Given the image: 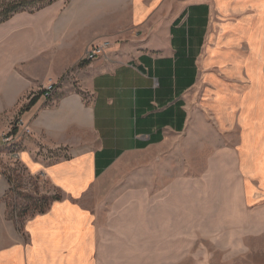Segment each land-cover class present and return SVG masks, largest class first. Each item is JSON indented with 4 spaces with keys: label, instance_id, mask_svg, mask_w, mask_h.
<instances>
[{
    "label": "crops",
    "instance_id": "obj_1",
    "mask_svg": "<svg viewBox=\"0 0 264 264\" xmlns=\"http://www.w3.org/2000/svg\"><path fill=\"white\" fill-rule=\"evenodd\" d=\"M80 1L0 25V264H103L91 205L103 177L188 133L227 141L207 153L219 218L264 199V0ZM106 40L102 56L72 70ZM67 70L74 82L19 112L38 76L52 83ZM16 116L22 126L4 144ZM16 163L59 193L21 228L9 204ZM174 216L160 228L182 229Z\"/></svg>",
    "mask_w": 264,
    "mask_h": 264
},
{
    "label": "rangeland",
    "instance_id": "obj_2",
    "mask_svg": "<svg viewBox=\"0 0 264 264\" xmlns=\"http://www.w3.org/2000/svg\"><path fill=\"white\" fill-rule=\"evenodd\" d=\"M58 2L69 10L71 3L78 5L81 1L57 0L53 4ZM41 6L34 5L23 13L34 15L46 8L38 10ZM86 62L81 59L72 70ZM72 70L52 77L54 91L47 98L58 87L74 82ZM50 78L38 76L35 91L26 95L27 100L32 95H43ZM19 119L16 116L4 134L12 138L14 129L16 132L22 126ZM10 138L5 136L4 144ZM224 142L201 130L118 160L117 167L103 177L101 193L91 203L103 228V264H264V199L247 204L238 217L231 214L219 218L217 212L223 210V205L214 200L221 197L220 189L207 188V179L215 181L207 177L208 161L213 158L207 153ZM43 156L50 160L67 158L63 152ZM16 166L19 164L11 179L14 188L9 204L21 228L26 216L44 212L46 203L50 204L59 193L49 189L42 178H27ZM174 213L182 214L183 227L166 232L160 228V218H173Z\"/></svg>",
    "mask_w": 264,
    "mask_h": 264
},
{
    "label": "trees",
    "instance_id": "obj_3",
    "mask_svg": "<svg viewBox=\"0 0 264 264\" xmlns=\"http://www.w3.org/2000/svg\"><path fill=\"white\" fill-rule=\"evenodd\" d=\"M55 1L57 0H0V25L7 22L12 16L23 13L34 5H42L38 8V10H40L50 6ZM35 101L36 98L31 99L24 110L29 109ZM13 133H15V129ZM57 199H59V197L52 198L51 201ZM46 204L48 208L49 204ZM41 212H43V210Z\"/></svg>",
    "mask_w": 264,
    "mask_h": 264
},
{
    "label": "built area",
    "instance_id": "obj_4",
    "mask_svg": "<svg viewBox=\"0 0 264 264\" xmlns=\"http://www.w3.org/2000/svg\"><path fill=\"white\" fill-rule=\"evenodd\" d=\"M111 43L108 41L100 42V43H94L88 47L86 50V53L84 55L85 61H93L95 58L102 56L110 47ZM54 90V85L52 83H49L44 88L43 97L46 98L48 95V91ZM23 134L29 135L31 134L30 129L28 127H24L22 130ZM5 136H9L7 134L2 135V140L5 141Z\"/></svg>",
    "mask_w": 264,
    "mask_h": 264
},
{
    "label": "bare ground",
    "instance_id": "obj_5",
    "mask_svg": "<svg viewBox=\"0 0 264 264\" xmlns=\"http://www.w3.org/2000/svg\"><path fill=\"white\" fill-rule=\"evenodd\" d=\"M97 58H98V57H97ZM95 59H96V58H95ZM49 92H50V91H48V95H49ZM48 95H47V97H48ZM47 97H46V98H47Z\"/></svg>",
    "mask_w": 264,
    "mask_h": 264
}]
</instances>
